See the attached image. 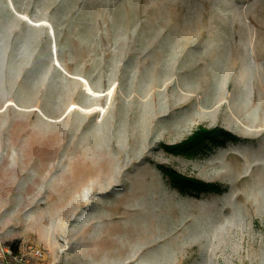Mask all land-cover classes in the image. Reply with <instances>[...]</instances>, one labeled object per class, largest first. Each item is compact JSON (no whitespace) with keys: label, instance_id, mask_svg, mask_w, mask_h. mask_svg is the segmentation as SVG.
Listing matches in <instances>:
<instances>
[{"label":"rangeland","instance_id":"rangeland-1","mask_svg":"<svg viewBox=\"0 0 264 264\" xmlns=\"http://www.w3.org/2000/svg\"><path fill=\"white\" fill-rule=\"evenodd\" d=\"M0 234L264 264V0H0Z\"/></svg>","mask_w":264,"mask_h":264},{"label":"built area","instance_id":"built-area-1","mask_svg":"<svg viewBox=\"0 0 264 264\" xmlns=\"http://www.w3.org/2000/svg\"><path fill=\"white\" fill-rule=\"evenodd\" d=\"M0 264H49L44 261L41 249L29 247L28 253L20 254L7 244L0 234Z\"/></svg>","mask_w":264,"mask_h":264},{"label":"bare ground","instance_id":"bare-ground-1","mask_svg":"<svg viewBox=\"0 0 264 264\" xmlns=\"http://www.w3.org/2000/svg\"><path fill=\"white\" fill-rule=\"evenodd\" d=\"M81 200V199H80ZM84 200V199H83ZM83 200H81V201H79V203L77 204L78 206H85L86 205V202L85 201H83Z\"/></svg>","mask_w":264,"mask_h":264},{"label":"trees","instance_id":"trees-1","mask_svg":"<svg viewBox=\"0 0 264 264\" xmlns=\"http://www.w3.org/2000/svg\"><path fill=\"white\" fill-rule=\"evenodd\" d=\"M14 249H16L14 246H13Z\"/></svg>","mask_w":264,"mask_h":264}]
</instances>
